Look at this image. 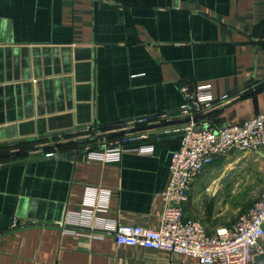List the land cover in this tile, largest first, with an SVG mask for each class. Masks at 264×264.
Wrapping results in <instances>:
<instances>
[{"label": "crops", "instance_id": "obj_1", "mask_svg": "<svg viewBox=\"0 0 264 264\" xmlns=\"http://www.w3.org/2000/svg\"><path fill=\"white\" fill-rule=\"evenodd\" d=\"M197 86L229 97L184 111ZM263 111L264 0H0V264H195L120 244L112 231L159 226L182 134L122 142L114 160L84 147L186 116L218 127ZM255 164L264 147L215 159L193 181L185 215L209 232L229 226L239 170Z\"/></svg>", "mask_w": 264, "mask_h": 264}, {"label": "built area", "instance_id": "obj_2", "mask_svg": "<svg viewBox=\"0 0 264 264\" xmlns=\"http://www.w3.org/2000/svg\"><path fill=\"white\" fill-rule=\"evenodd\" d=\"M182 89L187 91L186 87ZM189 96L192 106L183 109L192 113L191 109L208 108L217 100L227 99L229 94L216 99L208 86H197ZM182 129L180 145L171 154L159 226L116 224L112 228L115 240L120 244L184 253L193 256L195 264H254L255 257L264 253V188L229 226L214 232L186 216L184 205L193 181L215 159L232 151H256L264 147V111L218 127L200 125L192 119ZM129 139L124 137L113 143L102 140L101 149H91L90 154L105 161L117 159L124 149L122 142Z\"/></svg>", "mask_w": 264, "mask_h": 264}, {"label": "rangeland", "instance_id": "obj_3", "mask_svg": "<svg viewBox=\"0 0 264 264\" xmlns=\"http://www.w3.org/2000/svg\"><path fill=\"white\" fill-rule=\"evenodd\" d=\"M86 134L87 136H89L88 134L91 135L92 133H86ZM63 138H66L67 140V138L70 139V136L69 137L64 136ZM120 139L121 138L117 136H111L108 139L105 138L104 141L113 143ZM85 144H92V143L85 142ZM61 149H67V147L60 149L58 148V150ZM237 176H238V178L236 179V181L238 182L237 192H234V195L230 193V196L234 198L236 197L238 198V202L233 203V206L234 208L238 207L239 212H241L258 197L261 188L264 186V166L260 164L246 165L245 167L240 168Z\"/></svg>", "mask_w": 264, "mask_h": 264}, {"label": "water", "instance_id": "obj_4", "mask_svg": "<svg viewBox=\"0 0 264 264\" xmlns=\"http://www.w3.org/2000/svg\"><path fill=\"white\" fill-rule=\"evenodd\" d=\"M196 118H197V116H194V117L186 116L184 118H180V119H177V120L163 121V122H160L158 124H152L150 126H144L142 128H134V129H130V130H122V131H117V132H111V133L107 134V136L123 135V134H127L129 132H133V131L138 130V129H146V128H153V127H163V126H168V125H172V124H185V123L190 122L192 119H196ZM183 132H184V130L182 128H177L176 130L159 133V134L153 135V136L151 135V136H143L141 138H131L129 140L124 141L123 143H125V144L138 143V142H141V141L153 139L155 137H164V136H170V135H175V134L179 135V134H183ZM95 138H100V136L99 137H95ZM91 149L92 148H89V149H86V150H91ZM15 153L19 154V153H21V151H17ZM9 154H11V153L1 154V155L2 156H7ZM45 157H48V156H45ZM19 162H22V161L7 163L5 165H11V164H14V163H19Z\"/></svg>", "mask_w": 264, "mask_h": 264}, {"label": "trees", "instance_id": "obj_5", "mask_svg": "<svg viewBox=\"0 0 264 264\" xmlns=\"http://www.w3.org/2000/svg\"><path fill=\"white\" fill-rule=\"evenodd\" d=\"M65 144H67V143H65ZM64 145V144H63Z\"/></svg>", "mask_w": 264, "mask_h": 264}]
</instances>
